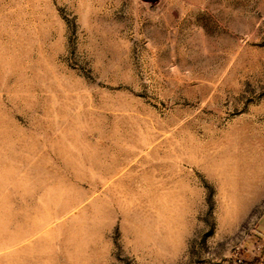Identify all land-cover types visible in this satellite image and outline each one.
I'll list each match as a JSON object with an SVG mask.
<instances>
[{
	"label": "rangeland",
	"instance_id": "1",
	"mask_svg": "<svg viewBox=\"0 0 264 264\" xmlns=\"http://www.w3.org/2000/svg\"><path fill=\"white\" fill-rule=\"evenodd\" d=\"M0 264H264V0H0Z\"/></svg>",
	"mask_w": 264,
	"mask_h": 264
}]
</instances>
